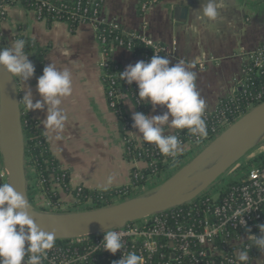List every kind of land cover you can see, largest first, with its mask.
Returning <instances> with one entry per match:
<instances>
[{
  "label": "crops",
  "instance_id": "0c3cea01",
  "mask_svg": "<svg viewBox=\"0 0 264 264\" xmlns=\"http://www.w3.org/2000/svg\"><path fill=\"white\" fill-rule=\"evenodd\" d=\"M100 1L103 21L116 23L128 33L141 32L154 43L169 47L166 57L172 63L183 62L197 74V89L206 100V111L210 113L216 110L221 100L232 95L243 79L248 57L264 45V0H219L216 21L207 20L199 11L207 0H160L144 15L139 11L144 0ZM176 7L188 10L186 23L174 20ZM20 37L47 47L45 66L52 63L58 69L71 72L72 94L62 98L60 105L66 120L62 128L56 129L44 123L46 113L25 111L22 101L26 87L31 89L34 101L39 99L36 84L41 75L34 74L25 84L14 77L22 112L37 122L51 155L62 170L69 172L70 189L81 187L103 191L128 187L132 170H143L145 164L125 158V142L118 129L117 117L106 103L99 68L100 46L94 27L79 24L74 32L61 22L48 27L33 11L16 3L7 8L4 18L0 19L1 48L11 47ZM111 60L121 68V72L128 65L143 61L123 48L114 49ZM148 105L146 115H161L166 111L157 106L153 112ZM121 111L133 122L132 114L137 111L131 102L124 101ZM165 131L175 134L177 130ZM136 132L133 128L127 137L140 144L143 140ZM182 154L188 159L195 155L188 145L183 146ZM26 175L29 178L28 168ZM58 194L61 203H74L71 195L61 191ZM36 196L37 203L43 205L42 196ZM248 264H264V250L257 249Z\"/></svg>",
  "mask_w": 264,
  "mask_h": 264
},
{
  "label": "built area",
  "instance_id": "2783aa9c",
  "mask_svg": "<svg viewBox=\"0 0 264 264\" xmlns=\"http://www.w3.org/2000/svg\"><path fill=\"white\" fill-rule=\"evenodd\" d=\"M159 2L160 0L142 1L139 7L140 13L144 15L150 7ZM6 9V7L0 8V19L4 18ZM100 14L101 11L98 16L90 17L87 23L80 24H91L94 30L96 23L109 24L114 28L120 26L113 22L103 21ZM134 33L129 34V37L139 39L146 46L152 47L154 54L162 56L169 54V47L154 43L141 32ZM97 40L101 55L99 64L101 80H110L111 88L114 86L111 81L112 75H108L105 70L113 63L111 57L114 49L123 48L127 50L128 46L125 47L119 42L116 47L111 48V54L108 55L104 48V39L97 37ZM252 77L264 80V45L248 57L244 65L243 79L228 98L233 99L240 91L245 93L251 84ZM110 88L109 90L104 88V92L108 109H112L111 111L114 112L113 108H115L116 101L127 100H125L124 95L115 93ZM263 101L264 90L259 87L258 91L248 94L245 113ZM119 112L122 115L121 109ZM216 112L217 108L213 113L207 111L205 113L207 136L200 139L199 142H197L196 137L192 136V139L182 146H190L196 154L232 124L224 114L218 116ZM229 113L231 112L229 111ZM129 132V130L125 132L126 136ZM212 135L213 138H211ZM127 139L128 141L131 140L128 137ZM128 141L124 139L125 143ZM142 143L136 144V148H141ZM151 152L153 160L150 163L141 159V154L137 155L138 160H134V162H143L145 169L149 168L155 161V156L158 155L155 146ZM181 166L171 167L159 176L154 175L152 178H148L144 186L136 187V193L133 195L164 181ZM26 168L30 171L27 180L28 183H31L34 174L32 168L27 166V158ZM135 170L138 173L133 174V180H137L139 173L144 169ZM50 179L51 190L57 193L63 192L60 186L53 181V178L50 177ZM159 179L163 180L158 182ZM3 183H7L6 174L0 162V184ZM129 186L132 184L130 183ZM81 189V187H77L74 190L80 192ZM202 197L201 200L200 198L196 200L197 203L194 201L188 204L187 206H191L186 209L175 208L144 221L128 224L124 228L113 229L112 231L121 234L124 243V248L115 255L102 250L103 244L101 242L104 238V232L92 237L58 242L60 244L54 243V246L47 250V255L42 259V264H117L122 254L127 255L130 252H135L141 256L143 258L142 264H245V262L238 260V253L240 251L254 253L257 250L255 242L247 239V236L252 234L259 237L260 232L257 225L264 224V144L236 164L218 184ZM34 206L47 212H64V208H66V206H52L47 201L41 206ZM81 210H85V208L80 207L74 211ZM247 229H250L251 233L247 232Z\"/></svg>",
  "mask_w": 264,
  "mask_h": 264
},
{
  "label": "clouds",
  "instance_id": "9594fccd",
  "mask_svg": "<svg viewBox=\"0 0 264 264\" xmlns=\"http://www.w3.org/2000/svg\"><path fill=\"white\" fill-rule=\"evenodd\" d=\"M219 8V0H207L199 11L207 20L216 21ZM25 45L24 39H17L11 47L0 48V68L12 77H18L24 84L35 72ZM119 79L128 85L135 83L137 97L150 104L153 112L157 106L166 109L161 115L133 112L131 117L132 127L140 138L154 145L163 156L175 161L183 153L178 134L166 132V129L187 130L189 135L197 138V142L207 136L204 119L207 102L197 89V74L183 62L172 63L166 56L153 54L149 62L138 61L135 65H128L119 73ZM26 88L22 99L25 111L44 112L47 127L62 128L66 116L60 105L62 98L72 94L71 72L48 63L43 68V74L37 78L39 99L34 101L31 89ZM30 209L24 195L16 192L9 183L0 184V264H42L47 250L54 246L55 232L39 229L32 220ZM257 227L260 236L249 234L247 239L254 241L258 250H264V224ZM247 232L251 233V230L247 229ZM101 243L102 250L113 255L124 248L121 234L110 229L105 231ZM248 253L240 251L238 260L246 264ZM142 259L135 252H130L122 254L117 264H142Z\"/></svg>",
  "mask_w": 264,
  "mask_h": 264
},
{
  "label": "water",
  "instance_id": "95a60500",
  "mask_svg": "<svg viewBox=\"0 0 264 264\" xmlns=\"http://www.w3.org/2000/svg\"><path fill=\"white\" fill-rule=\"evenodd\" d=\"M174 20L188 21V10L174 9ZM1 48V46H0ZM22 108L14 77L0 68V162L6 182L24 195L34 223L55 232V242L96 236L159 213L188 205L218 184L242 159L264 144V101L236 119L177 171L159 184L108 207L47 212L28 197Z\"/></svg>",
  "mask_w": 264,
  "mask_h": 264
},
{
  "label": "trees",
  "instance_id": "16d2710c",
  "mask_svg": "<svg viewBox=\"0 0 264 264\" xmlns=\"http://www.w3.org/2000/svg\"><path fill=\"white\" fill-rule=\"evenodd\" d=\"M19 3L26 10H31L35 13L39 20L45 21L49 27L54 22H61L68 26L70 32H74L80 23H87L92 16H98L102 3L100 0H0V8H9L14 4ZM96 36L104 39L105 50L111 54V48L116 47L120 42L123 46H128V51L136 57H140L144 62H149L154 50L152 47L146 46L139 39L129 37V34H135L134 32H125L121 26L114 28L109 24L96 23L95 25ZM18 39H24L26 41L25 52L30 54V61L35 68L34 74H43V68L45 67V56L47 54V47L38 46L32 39L20 37ZM108 75H112L111 81L114 86L110 88V80L104 79L102 84L105 90L113 89L115 93L124 95L125 100L131 102L137 109V112L147 114L149 105L145 101L140 100L137 97L138 88L136 84L128 85L126 82L119 79V73L121 68L112 63L105 70ZM261 87L264 90V80L260 78H251V84L245 93L242 91L237 92L233 99L227 98L220 101L216 115L224 114L230 123H233L241 115L245 113V104L247 102L248 94L253 91H258ZM124 99L118 100L115 103L113 111L117 117L118 129L122 137L128 141L125 132L133 129V122L130 121L125 115H121L119 109L123 105ZM112 110V109H111ZM110 110V111H111ZM229 111L231 113H229ZM22 127L25 138V154L27 158V166L33 170V182L28 183L27 191L30 202L33 205L41 206L37 203L38 196L41 195L44 201L50 202L52 206L61 207L63 203L60 202V196L57 192L52 191L50 188L51 179L56 182L62 189L64 194L71 195L74 199V203L66 206V211H74L80 207H84L85 210L97 209L111 206L122 200L129 198L136 193V187L144 186L148 178H152L154 175H161L167 172L171 167L181 166L187 161L185 154L179 155L175 161L170 157H165L159 153L155 156V161L152 165L144 169L139 173V178L133 180V174L137 171L135 169L131 172V184L132 186L121 187L118 189H107L103 191H92L82 188L80 192L71 190L69 181V172L62 170L58 162L51 155L48 144L42 132L37 127V122L22 112ZM128 125H126V123ZM175 134H178L182 144L192 139V136L187 133V130H178ZM213 138V135L211 136ZM154 145L148 144L143 141L141 148H136V143L129 140L125 143V158L131 161L138 160L137 155L141 154V159L150 163L153 159L151 157V151ZM155 155V154H154ZM164 160V163H163ZM138 173V172H137ZM163 179H159L161 181ZM40 182H42L40 184ZM155 184V183H154ZM203 197H200V200ZM198 201H196L197 203ZM189 206H182V209H186ZM55 244H60L55 242ZM254 253H249L252 257Z\"/></svg>",
  "mask_w": 264,
  "mask_h": 264
},
{
  "label": "rangeland",
  "instance_id": "374dc122",
  "mask_svg": "<svg viewBox=\"0 0 264 264\" xmlns=\"http://www.w3.org/2000/svg\"><path fill=\"white\" fill-rule=\"evenodd\" d=\"M162 182V181H161ZM63 206H67V205H65V204H63ZM66 211V208H64V212Z\"/></svg>",
  "mask_w": 264,
  "mask_h": 264
}]
</instances>
